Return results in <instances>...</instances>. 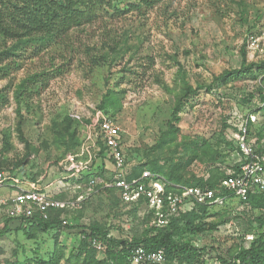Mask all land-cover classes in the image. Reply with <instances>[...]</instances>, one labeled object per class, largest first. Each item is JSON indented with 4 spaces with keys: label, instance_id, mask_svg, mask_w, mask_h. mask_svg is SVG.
<instances>
[{
    "label": "rangeland",
    "instance_id": "rangeland-1",
    "mask_svg": "<svg viewBox=\"0 0 264 264\" xmlns=\"http://www.w3.org/2000/svg\"><path fill=\"white\" fill-rule=\"evenodd\" d=\"M134 1L120 0L117 12L73 29L65 42L30 44L0 62V162L12 177L0 196L12 193L11 183L42 189L75 202L62 217L77 224L44 231L13 219L0 237V264H105L107 253L88 243L91 226L132 239L150 224L145 207L88 184L110 169L95 137L103 117L121 127L131 170L156 159L165 171L178 164L177 174L190 180L228 174L242 157L239 129L251 114L249 139L264 152V69L257 67L264 52L249 46L251 35L264 39V0H162L150 10L129 8ZM244 50L256 65L219 78L242 68ZM42 72L39 92L30 82L18 94ZM69 155L84 170L73 171ZM261 216L235 200L195 218L206 223L203 232L185 230L177 240L203 252L197 264H226L249 245L245 234ZM4 218L0 211V224ZM166 264L187 262L170 256Z\"/></svg>",
    "mask_w": 264,
    "mask_h": 264
},
{
    "label": "trees",
    "instance_id": "trees-1",
    "mask_svg": "<svg viewBox=\"0 0 264 264\" xmlns=\"http://www.w3.org/2000/svg\"><path fill=\"white\" fill-rule=\"evenodd\" d=\"M120 0H0V41L4 45V49L0 51V62H4L6 55H15L19 50L30 44H39L47 46L65 42L64 39L69 37L73 29L79 28L83 25L97 21L101 16L107 15L109 10L117 12L116 3ZM162 0H135L129 4L131 9L150 10L157 3ZM61 40V41H60ZM11 41L10 46H6ZM54 42V43H53ZM42 48V47H41ZM242 68L234 71H225L219 78L227 80L229 76L235 74H242L248 72L256 63L247 64L246 51L243 52ZM258 69H264V61L257 65ZM2 69H0L1 72ZM60 71V70H59ZM45 72L29 76L21 85V90L18 94L25 92L26 88L31 87L30 82H33L34 89L39 92V87H44L46 82ZM37 82V84H36ZM46 82V83H45ZM6 96L1 92L0 101H5ZM111 96H105L109 99ZM264 99V95H262ZM107 105L104 101L99 107L105 108ZM179 108L176 107L173 113V120L178 119L177 113ZM21 130V129H20ZM250 127L248 134H250ZM101 147V153L105 151L102 142H98ZM261 150V149H260ZM258 149V152L264 153ZM149 165H144L140 168L132 169L129 176L134 177L142 173L143 170L149 169L154 173L164 175L170 182L181 185H207L211 188L220 186L221 181L227 177L228 174H220L215 176L213 174L209 179L203 177H192V179L183 178L182 174H177L180 170L178 164H171L169 170L165 171L158 161H149ZM0 166L3 163L0 162ZM234 169H238V165ZM102 173H97L101 176ZM92 176V175H91ZM90 178V177H89ZM90 179H88V184ZM97 188L110 191L116 195V198L122 202L118 196V191L115 188L103 187L101 183L96 185ZM168 190H173L171 187ZM255 209L262 211L261 217H255L256 223L252 226L251 233L254 238L250 241L248 246H240L239 249L232 255L229 263L226 264H264V194H251L248 201ZM126 204V203H125ZM133 206H140L138 204H129ZM212 208L203 205H197L191 211L180 213L178 216L172 217L170 221L163 226H156L149 224L144 232L139 237L132 239H115L110 236L106 229H101L96 226H91L88 243L90 238H97L103 241L108 255L107 263L105 264H129V258L133 248L142 245L147 250L164 249L166 258L169 261L170 256H176L187 264H197L202 261L203 252L193 247L189 242H181L177 237L183 235L185 230L192 233L203 232L207 227L206 223H195V218H203ZM66 209H57L50 212V216L44 219L39 213H35L33 217H6L3 223L0 224V237L4 236L10 231L9 223L13 219H17L22 224L29 223L41 230L49 231L62 227ZM204 214V215H202ZM67 220V219H66ZM68 221V220H67ZM67 226L73 228L77 226L75 221L69 222ZM216 228V225L208 226ZM93 248V247H92ZM95 250V249H94ZM38 264H51L40 261Z\"/></svg>",
    "mask_w": 264,
    "mask_h": 264
},
{
    "label": "built area",
    "instance_id": "built-area-1",
    "mask_svg": "<svg viewBox=\"0 0 264 264\" xmlns=\"http://www.w3.org/2000/svg\"><path fill=\"white\" fill-rule=\"evenodd\" d=\"M249 46L256 51L264 52V39L255 35L249 37ZM254 120V115H250ZM249 118L241 125L238 134L239 149L242 157L238 169H233L224 178L220 186L211 188L207 185H181L170 182L164 175L145 169L137 176L129 177L132 170L128 168L126 155L122 144L121 127L111 118L103 117L95 131L97 141L102 142L105 153L113 163V172L107 177L90 176V186L101 183L103 187L115 188L123 203L138 204L145 207L150 217V224L166 225L172 217L182 212L191 211L197 205L209 208L224 206L231 200L240 203L248 201L251 194H264V153L258 152L254 143L248 141ZM70 168L79 172L84 167L74 163L69 155ZM0 166V188L4 187L8 176ZM12 193L0 196V211L5 217H33L39 213L47 219L52 210L73 209L75 202L55 198L37 188H28L19 184H10ZM171 187L173 190H168ZM68 221L63 220L66 225ZM254 238L253 234L246 236L247 241ZM90 245L99 252H106V244L97 238H90ZM164 249L147 250L139 245L132 249L129 264H166Z\"/></svg>",
    "mask_w": 264,
    "mask_h": 264
},
{
    "label": "crops",
    "instance_id": "crops-1",
    "mask_svg": "<svg viewBox=\"0 0 264 264\" xmlns=\"http://www.w3.org/2000/svg\"><path fill=\"white\" fill-rule=\"evenodd\" d=\"M247 119H248V117H247ZM248 125H249V127H250V125H251V120H249V123H248ZM248 141L249 142H251V143H254L256 146H258V143H256V141L255 140H250L249 139V134H248ZM258 148V147H257ZM242 154V153H241ZM107 156V155H106ZM108 162H109V165H110V169H108L107 167H105V168H107V169H101V171H100V173H102L101 174V176L100 177H104V178H107V177H109L111 174H112V172H113V163H112V161L108 158ZM105 172H107V174L108 175H106L105 174ZM99 176V175H98ZM21 186H23V185H21ZM24 187H27V186H24ZM37 189H39V188H37ZM39 190H41V191H43V192H45L44 190H42V189H39ZM47 193V192H46ZM48 194V193H47ZM232 201H235V200H231L230 202H232ZM237 201V200H236ZM17 220V219H16Z\"/></svg>",
    "mask_w": 264,
    "mask_h": 264
}]
</instances>
